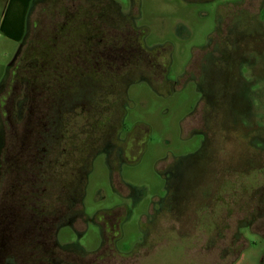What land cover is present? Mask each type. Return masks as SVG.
<instances>
[{
    "label": "rangeland",
    "instance_id": "1",
    "mask_svg": "<svg viewBox=\"0 0 264 264\" xmlns=\"http://www.w3.org/2000/svg\"><path fill=\"white\" fill-rule=\"evenodd\" d=\"M114 1L157 63L140 51L109 73L164 78L127 91L123 133L146 125L144 153L135 165L96 156L87 166L107 70L82 27L105 0H32L23 40L0 33V114L19 134L43 125L39 139L30 132L39 158L32 189L22 174H0V200L42 227V264H264V0ZM92 22L93 32L107 27Z\"/></svg>",
    "mask_w": 264,
    "mask_h": 264
},
{
    "label": "flooded vegetation",
    "instance_id": "2",
    "mask_svg": "<svg viewBox=\"0 0 264 264\" xmlns=\"http://www.w3.org/2000/svg\"><path fill=\"white\" fill-rule=\"evenodd\" d=\"M105 4V10L98 16L88 15V22L86 26L82 27L85 31L82 38L83 45L87 49L91 48L92 50L95 48L97 51L96 65L102 64L107 70V73L103 75L102 93L92 106L91 111L97 118L91 122L88 131L87 147L90 149L91 154L88 168L92 160L94 162L96 156H101L102 163L106 166L113 165L114 162L121 166L137 164L147 147L146 142L148 140L144 137L148 133V128L136 121L132 123L129 130L125 131V134L123 133L126 127L124 120L128 116L126 110V104L129 101L127 91L130 85L137 82L150 83L155 89L164 80L163 75L160 76V79L155 76L136 79V75H112L109 73L110 69L113 68L119 72V68H123L127 62L130 63V57H133L136 61L140 60V51H144L143 53L148 55L149 59L155 64L157 61L149 55L146 48L138 46V43V45L136 44V28L129 17L120 13L117 3L114 0H105ZM93 18H100L107 24V27H103L101 32H93V27L88 25L93 23ZM99 34L101 35L100 38H98ZM100 61L101 63H99ZM195 81L200 82L196 79ZM0 115L8 120L5 127L10 132L9 138L4 139V142L2 134L0 135V174H6L5 177L3 176L5 181L8 174H22L23 184L21 188L29 189L31 187L26 186V184L29 185L27 183L29 182L28 174H33L29 169L32 167L34 158L37 160L39 158L32 150L34 141L30 139V132L32 133L36 129L39 139L43 131V125L39 124L38 120L27 122L20 129L21 134H19L15 131L18 125L12 122V114H9L8 111H2ZM139 125H143L144 129L136 136V129L139 128ZM97 133H100L99 139L94 138ZM40 146V140H37V148ZM38 152L39 150L36 153ZM191 159L188 160L191 162ZM192 164L196 165L193 161ZM171 172L170 174H173ZM87 173L88 171L84 174ZM0 181H2V178H0ZM24 186L26 187L24 188ZM19 189V184L15 179L5 188L3 194L8 198V195L12 196ZM7 200H0V264H42L43 256L41 255H45L43 250L45 246L40 238V234L43 233V231L41 232L42 227L37 225L38 221L28 219L17 204ZM34 231H36V239L29 241V233H34ZM30 243L33 244L32 248H36V250L30 251L28 249Z\"/></svg>",
    "mask_w": 264,
    "mask_h": 264
},
{
    "label": "trees",
    "instance_id": "3",
    "mask_svg": "<svg viewBox=\"0 0 264 264\" xmlns=\"http://www.w3.org/2000/svg\"><path fill=\"white\" fill-rule=\"evenodd\" d=\"M32 0H9L1 14L0 33L6 38L21 42L25 33V22Z\"/></svg>",
    "mask_w": 264,
    "mask_h": 264
}]
</instances>
